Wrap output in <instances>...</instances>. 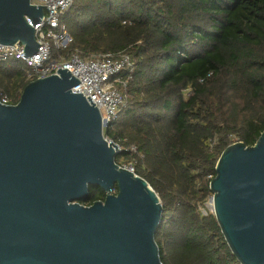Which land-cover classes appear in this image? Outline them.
I'll return each mask as SVG.
<instances>
[{"label":"trees","instance_id":"16d2710c","mask_svg":"<svg viewBox=\"0 0 264 264\" xmlns=\"http://www.w3.org/2000/svg\"><path fill=\"white\" fill-rule=\"evenodd\" d=\"M63 22L69 49L134 59L126 104L104 134L122 148L116 161L160 195L163 263L241 264L202 207L221 152L264 130V0H74ZM30 80L24 62L0 60L1 98L17 103ZM105 195L91 185L81 202Z\"/></svg>","mask_w":264,"mask_h":264},{"label":"water","instance_id":"95a60500","mask_svg":"<svg viewBox=\"0 0 264 264\" xmlns=\"http://www.w3.org/2000/svg\"><path fill=\"white\" fill-rule=\"evenodd\" d=\"M44 6L0 0V42L37 52L26 15L38 22ZM78 81L58 68L17 103L0 97V264H164L160 195L116 161L122 149L91 97L72 92ZM215 169L211 202L228 245L241 264H264V130L228 145ZM91 185L105 198L84 204Z\"/></svg>","mask_w":264,"mask_h":264},{"label":"built area","instance_id":"2783aa9c","mask_svg":"<svg viewBox=\"0 0 264 264\" xmlns=\"http://www.w3.org/2000/svg\"><path fill=\"white\" fill-rule=\"evenodd\" d=\"M73 2L74 0H31L33 4L46 5L50 9L44 6V14L36 23L26 15L27 22L36 32L39 44L37 52L27 56L23 52L24 44L21 42L15 44L0 42V60L9 58L21 60L28 67V76L31 80L56 74L58 68H66L79 79L71 88L72 92H82L86 99L88 96L91 97L92 102L99 108L104 123L107 122L105 130L117 117L120 107L126 104L127 82L132 76L135 62L126 50L117 53L84 54L78 48L69 49L72 36L63 22V17ZM123 73L127 74V77ZM1 100L9 103L6 96Z\"/></svg>","mask_w":264,"mask_h":264},{"label":"rangeland","instance_id":"374dc122","mask_svg":"<svg viewBox=\"0 0 264 264\" xmlns=\"http://www.w3.org/2000/svg\"><path fill=\"white\" fill-rule=\"evenodd\" d=\"M130 166V165H129ZM211 196L208 198V200L206 201L205 207H202V211L204 213H206L207 211L209 212H213V206H212V202H211Z\"/></svg>","mask_w":264,"mask_h":264}]
</instances>
